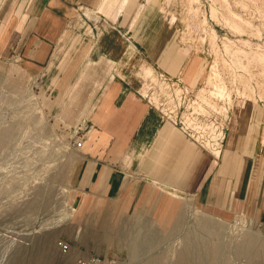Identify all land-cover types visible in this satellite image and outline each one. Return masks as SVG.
Wrapping results in <instances>:
<instances>
[{
    "label": "rangeland",
    "instance_id": "obj_1",
    "mask_svg": "<svg viewBox=\"0 0 264 264\" xmlns=\"http://www.w3.org/2000/svg\"><path fill=\"white\" fill-rule=\"evenodd\" d=\"M168 2L176 40L181 29L196 31L201 37L206 33L239 41L246 54L238 55L249 57L255 66L237 71L246 77L243 71L251 70L253 80L240 85L245 90L239 95L249 92L248 97L264 112V0ZM80 12L84 16L76 34L90 39L100 35L104 23L90 16V11ZM115 40L109 37L106 48L111 49ZM112 53L116 56L118 50ZM191 57L201 64V79L192 86L197 89L203 86L206 62L193 53ZM62 59L47 82L18 59L0 60V264H176L188 242L193 264H246L247 258L240 255V241L248 231L260 233L263 246H254L251 256L264 259V227L253 217L218 214L193 198H171L173 211L167 214L159 208L127 214L115 202L104 199L72 206L69 177L78 156L75 132L84 129L94 97L113 66L105 59L94 65L85 61L87 64L82 62L79 67L76 56L70 59L65 54ZM124 67L132 74L128 77L137 90L151 99L154 94L160 99L163 96L158 106L165 111L166 89L159 76L165 74L143 61L134 63L132 58ZM146 71L153 73L149 79ZM226 86L232 95L239 87ZM227 89L222 96H215L207 92L212 87L204 90L203 97L231 103ZM60 244L68 250L64 252ZM209 246L217 249L216 256H211Z\"/></svg>",
    "mask_w": 264,
    "mask_h": 264
},
{
    "label": "crops",
    "instance_id": "obj_2",
    "mask_svg": "<svg viewBox=\"0 0 264 264\" xmlns=\"http://www.w3.org/2000/svg\"><path fill=\"white\" fill-rule=\"evenodd\" d=\"M82 9L104 23L95 38L76 34ZM170 9L164 0H0V60L18 59L44 82L65 54L76 56L78 67L104 59L113 66L77 149L69 177L72 206L104 199L127 214L154 208L167 214L171 198H193L218 214H247L264 227L261 108L236 101L221 152L214 155L163 119L128 77L124 66L132 58L185 85L199 83L200 61L178 44ZM109 37H116L111 49Z\"/></svg>",
    "mask_w": 264,
    "mask_h": 264
},
{
    "label": "built area",
    "instance_id": "obj_3",
    "mask_svg": "<svg viewBox=\"0 0 264 264\" xmlns=\"http://www.w3.org/2000/svg\"><path fill=\"white\" fill-rule=\"evenodd\" d=\"M164 1L168 2V0ZM169 5L171 4L169 3ZM178 33V44L186 47L190 54L193 53L206 62V74L213 68L219 76V81L222 85H225L226 89V85H239L240 87L241 84L253 83L251 70L249 72L243 71L244 74L247 73L246 77L243 74H237V71L254 69L255 67L251 66L249 57L238 55L239 52H245L244 47L240 45L238 40H231V36L220 38L213 35L214 37L211 38L206 33H202L201 37L199 33L196 35V31L186 33L181 29H178ZM251 52L252 49H249V53ZM159 76L161 77V85L166 89L164 91L167 98V101L165 100V111L158 106V104H162L163 96L160 99L161 97L159 98L158 95L154 94L153 99H151L139 89L137 90L138 94L146 99L163 119L171 121L199 147L212 154L215 150L217 154L214 155H218L221 152L229 128L234 103L238 100L251 101L248 97L249 92H246L247 96L239 95L245 89L242 90L241 87H236L235 93L232 95L230 88L227 89L231 103H228V100H217L207 95L203 99H199V90L212 88L207 85L206 76L203 86L197 89L196 86L192 88V86L183 84L179 79L169 78L165 75ZM236 76L239 78V83ZM246 78L247 81H245ZM231 89L234 91L233 88ZM193 107H196V109H193ZM75 134L74 147L80 149L84 141L85 129H79ZM59 246L64 252L68 250L65 244Z\"/></svg>",
    "mask_w": 264,
    "mask_h": 264
},
{
    "label": "bare ground",
    "instance_id": "obj_4",
    "mask_svg": "<svg viewBox=\"0 0 264 264\" xmlns=\"http://www.w3.org/2000/svg\"><path fill=\"white\" fill-rule=\"evenodd\" d=\"M188 3V2H187ZM185 1H184V6H185ZM198 12V11H197ZM193 13V12H192ZM200 13V12H199ZM190 18V17H189ZM198 18H196L197 20ZM202 20V19H201ZM189 21V20H188ZM189 23V22H188ZM187 23V24H188ZM195 24V23H194ZM202 24V23H201ZM200 24V25H201ZM192 27V26H191ZM200 28V27H199ZM195 29V28H194ZM197 29V28H196ZM203 29V28H202ZM212 35V34H211ZM210 37H213V36H210ZM206 83L207 85H212L213 87V90L211 91H207L210 95H215V96H222L224 94V91H225V86L221 84V82L219 81V76L218 74L216 73V71L212 68L209 72H207L206 74ZM204 90L201 89L199 90L198 92V97L199 99H203L204 97ZM193 109H196V107H193ZM3 144V143H2ZM4 147V146H3ZM214 151V154H217V152L215 150ZM209 226H212L210 225L209 223H207ZM179 226V222L176 223L174 225V227L172 228V230H176ZM121 229V228H120ZM122 230V229H121ZM121 230H119L118 232L121 233ZM207 231V230H206ZM237 234V233H236ZM236 236V235H235ZM120 237H121V234H120ZM194 237V236H193ZM199 238V236H198ZM204 238V237H203ZM233 238V237H232ZM260 238H261V235L260 233L258 232H245L243 234V238L242 240L240 241L241 243V252H240V255H243L244 258H247L246 259V264H264V259H259V260H256L255 258H253L251 256V252H252V248L254 246H260L261 248L263 247L262 246V243L260 241ZM201 240H202V236H201ZM228 240V239H227ZM221 242V241H220ZM233 243V242H232ZM191 243H186L183 250L181 252H179V255H178V258H177V261H176V264H193L192 263V258H191V251H190V248H191V245H189ZM198 244V243H196ZM143 245V244H141ZM210 247V246H209ZM197 249V248H196ZM132 250V249H131ZM209 252L211 254V256H216L217 254V249L212 246L209 248ZM160 256V255H159ZM204 256V255H203ZM224 257V256H223ZM150 258V257H149ZM157 258V257H156ZM221 258V257H220ZM206 259V258H205ZM223 259V258H221ZM160 260V259H159ZM163 260V259H162ZM220 260V259H219ZM206 261V260H205ZM150 262H151V259H150ZM149 262V263H150ZM208 262V260H207ZM164 263V262H163ZM219 263V262H218ZM151 264V263H150ZM152 264H157V262L155 263H152ZM160 264V263H159Z\"/></svg>",
    "mask_w": 264,
    "mask_h": 264
}]
</instances>
